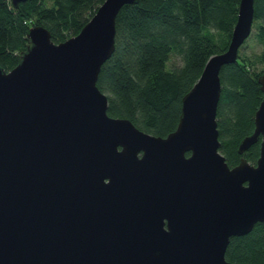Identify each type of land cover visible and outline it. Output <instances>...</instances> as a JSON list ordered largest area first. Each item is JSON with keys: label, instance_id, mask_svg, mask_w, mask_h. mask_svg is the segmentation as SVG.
Instances as JSON below:
<instances>
[{"label": "water", "instance_id": "obj_1", "mask_svg": "<svg viewBox=\"0 0 264 264\" xmlns=\"http://www.w3.org/2000/svg\"><path fill=\"white\" fill-rule=\"evenodd\" d=\"M25 0H10L17 7ZM103 0L55 42L27 30L20 61L0 66V264H234L233 235L264 222V70L256 161L220 151V69L250 35L254 0H240L226 49L211 54L165 136L107 113L97 79L126 3Z\"/></svg>", "mask_w": 264, "mask_h": 264}, {"label": "trees", "instance_id": "obj_2", "mask_svg": "<svg viewBox=\"0 0 264 264\" xmlns=\"http://www.w3.org/2000/svg\"><path fill=\"white\" fill-rule=\"evenodd\" d=\"M102 1L25 0L13 7L10 0H0V66L8 70L20 61L31 25L45 26L55 42L62 41L76 34ZM239 1L138 0L124 4L115 19L114 51L101 65L97 79L107 95V113L129 118L155 135L165 136L173 130L182 96L207 58L226 49ZM252 30L249 36L261 45L260 51L251 56L238 49L237 59L220 69L219 149L230 166L241 156L254 163L259 155L260 138L243 153L238 152V144L252 132L262 98L257 78L264 68L257 69L256 63L264 61V0H254ZM173 56L181 64L169 65ZM225 257L234 264H264V222H256L245 234L231 236Z\"/></svg>", "mask_w": 264, "mask_h": 264}, {"label": "rangeland", "instance_id": "obj_3", "mask_svg": "<svg viewBox=\"0 0 264 264\" xmlns=\"http://www.w3.org/2000/svg\"><path fill=\"white\" fill-rule=\"evenodd\" d=\"M254 30V29H253ZM253 30L251 32H253ZM261 49V45L256 41V39L253 36H248L245 41L242 43V45L239 48L240 53H246L251 56L255 55V53L259 52ZM181 59L177 56H173L170 61V64H181ZM256 68L257 69H262L264 68V61H258L256 63Z\"/></svg>", "mask_w": 264, "mask_h": 264}]
</instances>
